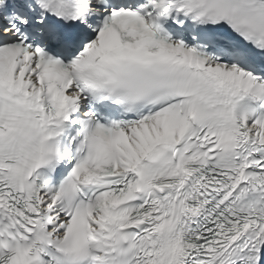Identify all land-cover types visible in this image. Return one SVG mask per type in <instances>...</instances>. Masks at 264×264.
<instances>
[{"label": "snow or ice", "instance_id": "6c2138e0", "mask_svg": "<svg viewBox=\"0 0 264 264\" xmlns=\"http://www.w3.org/2000/svg\"><path fill=\"white\" fill-rule=\"evenodd\" d=\"M0 264H264V0H0Z\"/></svg>", "mask_w": 264, "mask_h": 264}]
</instances>
